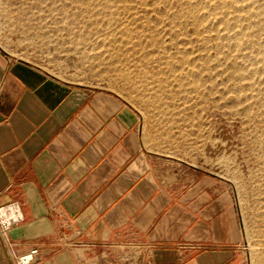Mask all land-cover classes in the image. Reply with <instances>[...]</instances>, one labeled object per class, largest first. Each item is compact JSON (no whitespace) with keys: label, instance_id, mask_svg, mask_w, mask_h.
<instances>
[{"label":"rangeland","instance_id":"obj_1","mask_svg":"<svg viewBox=\"0 0 264 264\" xmlns=\"http://www.w3.org/2000/svg\"><path fill=\"white\" fill-rule=\"evenodd\" d=\"M0 49L119 96L165 185L227 193L236 264H264V0H0Z\"/></svg>","mask_w":264,"mask_h":264},{"label":"crops","instance_id":"obj_2","mask_svg":"<svg viewBox=\"0 0 264 264\" xmlns=\"http://www.w3.org/2000/svg\"><path fill=\"white\" fill-rule=\"evenodd\" d=\"M155 163L119 96L0 49V208L17 210L0 264L9 243L40 264H236L229 195L171 188Z\"/></svg>","mask_w":264,"mask_h":264},{"label":"built area","instance_id":"obj_3","mask_svg":"<svg viewBox=\"0 0 264 264\" xmlns=\"http://www.w3.org/2000/svg\"><path fill=\"white\" fill-rule=\"evenodd\" d=\"M7 227L8 222L6 220L0 219V235L1 237L7 241ZM7 253L10 257V260L13 264H39L40 263V256L38 253V249L36 246H31L25 252L20 254H16L15 251L12 249V244L9 243Z\"/></svg>","mask_w":264,"mask_h":264},{"label":"bare ground","instance_id":"obj_4","mask_svg":"<svg viewBox=\"0 0 264 264\" xmlns=\"http://www.w3.org/2000/svg\"><path fill=\"white\" fill-rule=\"evenodd\" d=\"M17 210L14 207H4L0 208V219L6 220L8 216L16 217Z\"/></svg>","mask_w":264,"mask_h":264}]
</instances>
